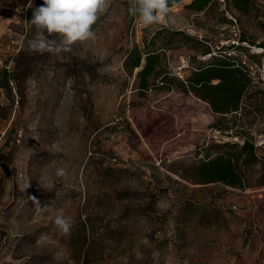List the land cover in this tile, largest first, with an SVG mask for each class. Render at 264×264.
Wrapping results in <instances>:
<instances>
[{
  "label": "rangeland",
  "instance_id": "1",
  "mask_svg": "<svg viewBox=\"0 0 264 264\" xmlns=\"http://www.w3.org/2000/svg\"><path fill=\"white\" fill-rule=\"evenodd\" d=\"M191 1L144 27L127 0H111L95 38L56 57L26 50L30 0H0V264H264L263 157L237 161L243 186L199 183L201 165L239 151L215 130L241 120L189 91L207 48L238 28L264 40V0L245 12ZM243 101L264 122V92L250 87ZM60 210L74 221L68 235L54 223Z\"/></svg>",
  "mask_w": 264,
  "mask_h": 264
},
{
  "label": "trees",
  "instance_id": "2",
  "mask_svg": "<svg viewBox=\"0 0 264 264\" xmlns=\"http://www.w3.org/2000/svg\"><path fill=\"white\" fill-rule=\"evenodd\" d=\"M178 1L174 0V2H171L170 0V6ZM211 2L212 0H192L184 7L201 11L209 7ZM232 2L234 7L244 12L248 9L250 3H254L257 6L256 0H232ZM239 36L241 40L248 41L244 34H242V30ZM259 44L264 47V40L260 41ZM210 52V48H207L202 53V56ZM133 54L135 57L131 61V66L137 68L141 65L142 56L137 52ZM144 57L145 62L138 72L141 77V88L147 86L146 78L154 71L159 61V54L157 52L147 53ZM197 59L196 71L193 72L189 79V91L194 92L199 98L206 101L213 113L224 115L236 111L250 88L249 78L238 70L229 59L223 58L220 55H211L204 59ZM245 113H247V110H245ZM223 145L238 146L230 142L222 143ZM238 148L239 151L234 157L220 154L201 165L196 175L200 181L199 183L222 181L230 185L243 186L242 173L237 161L241 158L242 165H249L256 162L257 159L251 144L245 142L242 146H238ZM262 172L264 175V158Z\"/></svg>",
  "mask_w": 264,
  "mask_h": 264
},
{
  "label": "clouds",
  "instance_id": "3",
  "mask_svg": "<svg viewBox=\"0 0 264 264\" xmlns=\"http://www.w3.org/2000/svg\"><path fill=\"white\" fill-rule=\"evenodd\" d=\"M127 2L128 13L144 27L161 23L168 18L170 0ZM110 4L111 0H43L41 6L33 7L30 0L32 17L27 22L34 34L27 39L26 50L60 57L62 53L71 51L73 44L94 39L93 26L106 13ZM56 175L62 179L68 177L64 168H58ZM54 223L64 235L70 234L74 226V221L63 210L58 212Z\"/></svg>",
  "mask_w": 264,
  "mask_h": 264
},
{
  "label": "built area",
  "instance_id": "4",
  "mask_svg": "<svg viewBox=\"0 0 264 264\" xmlns=\"http://www.w3.org/2000/svg\"><path fill=\"white\" fill-rule=\"evenodd\" d=\"M233 22H236L235 18H231ZM240 30L238 32L234 31V36L220 40L214 48H211V52L199 56V59H204L211 55H220L223 58H227L231 63L245 74L250 80V87H256L264 92V47L257 40L255 43L251 44L247 40L240 39ZM185 61V60H184ZM185 62L182 61V65L177 67V73L180 74V70L185 67ZM196 70V69H195ZM251 109L243 99L240 103L239 108L236 111L230 112L228 114H218L221 115L223 119L237 118L241 120V125L239 126H227L225 128L216 129L217 134L223 133L224 135L213 134L212 138L216 142L226 143H238L242 146L245 142L252 145L254 153L264 158V122H261L259 115L256 110H252V118L246 117V120H252L246 125L245 110Z\"/></svg>",
  "mask_w": 264,
  "mask_h": 264
},
{
  "label": "bare ground",
  "instance_id": "5",
  "mask_svg": "<svg viewBox=\"0 0 264 264\" xmlns=\"http://www.w3.org/2000/svg\"><path fill=\"white\" fill-rule=\"evenodd\" d=\"M183 62H185V61H183Z\"/></svg>",
  "mask_w": 264,
  "mask_h": 264
}]
</instances>
